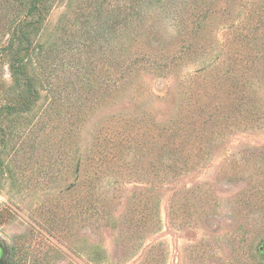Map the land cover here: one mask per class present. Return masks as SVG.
<instances>
[{
	"label": "rangeland",
	"instance_id": "rangeland-1",
	"mask_svg": "<svg viewBox=\"0 0 264 264\" xmlns=\"http://www.w3.org/2000/svg\"><path fill=\"white\" fill-rule=\"evenodd\" d=\"M78 1L85 8L93 3ZM63 6L54 7L49 16L51 31ZM158 6L130 13V25L114 40L119 44L115 50L122 59L149 57L162 66L177 60L162 71L157 64H139L118 82L114 69L101 75L100 66L93 64L99 55H92L94 73L87 70L93 52L83 49L82 36L72 35L63 20L66 34L74 38L69 48L73 53L59 58H71L75 65L58 68L56 75H51L52 67L46 72L50 82L60 81L72 92L62 98L61 114L51 116L38 139L48 145L55 135H63L67 146L82 152L105 130H123L128 145L117 149L114 170L125 173L104 174L95 192L100 207L108 204L107 214L97 220L76 219L71 229L59 231L46 210L58 209L56 221H65L70 198L62 190L80 176L71 178L70 167L65 181L48 183L43 172L53 168L54 159L38 151L35 165L25 171L26 190L19 193L9 184L0 189L1 263L264 264V48L259 44L255 64L244 63L247 46L237 42L239 29L245 26L246 31L252 16L264 10V0H167L162 5L166 11ZM203 17L196 29L195 21ZM237 77L246 106L250 98L254 108L244 111L239 122L232 117L230 125L225 116L239 113L237 91L231 87ZM11 80L6 60L0 62V96ZM50 100L38 101L34 111L43 112ZM176 126V143L182 145L164 155L160 147ZM12 162L20 166L19 159ZM55 171L63 174L64 168ZM80 192L83 187L77 197ZM57 201L62 205L56 207ZM143 208L149 218L137 227L132 216Z\"/></svg>",
	"mask_w": 264,
	"mask_h": 264
},
{
	"label": "trees",
	"instance_id": "trees-1",
	"mask_svg": "<svg viewBox=\"0 0 264 264\" xmlns=\"http://www.w3.org/2000/svg\"><path fill=\"white\" fill-rule=\"evenodd\" d=\"M92 1L93 3L86 5L85 8V3L82 4L78 0H0V62L6 60L12 78L11 84L2 89L3 94L0 96V189L9 184L19 193L26 190L28 180L25 179V171L28 167L35 165L32 161L36 158L34 156L38 151H43V157L46 156L50 160L51 158L54 159L53 162H50L53 168L43 172L50 184H60L65 181L62 178L65 176V169L71 167V178L76 174L80 177L72 181L70 178V182L62 190L63 194L61 195L70 198V207H67L68 215L65 221H56L59 215L58 209L46 210L49 223L52 226L55 225L59 231L71 229L76 219L86 221L91 217H96L97 220L104 215V212L107 214L105 208L108 204H102L100 207L95 199V192L100 189L101 186L99 185L104 174L112 175V177L116 174L123 177L125 172L114 170L115 164L118 165L119 162L116 153L117 149L119 150L122 146L120 144L128 145L127 141L129 140L128 133L111 128V132L108 129L105 130L91 147L81 152L78 147L67 146L68 137L63 138V135L61 137L55 135L54 140L51 144L48 142V145L45 141L38 139L48 129V121H50L51 116L61 114L60 111L65 101V99L61 101L62 98L72 92L69 86L61 84L60 81L50 82V73L46 72V67H52L54 69L51 75H56L58 68H65L74 63L71 58H65L64 55L59 58L63 52L73 53L69 49L70 47L73 48L71 46L73 37L66 34L68 28L65 25L69 24L68 27L73 32L72 35L78 32L79 36H82L80 43H82L83 49H90L88 53L93 52L88 57L87 70H91L92 65L97 63L101 68V75L107 73L106 75L109 76L111 70L114 69L117 75L115 82L132 75L139 64H147L148 62L157 64L160 65L158 71H162L177 60L174 57L168 65L162 66L161 62L152 61L149 57H146L147 60H145L142 56L141 58L126 56V59L128 58L126 63V59L120 57L119 49L118 51L115 50L116 45L118 47L119 44L115 45L114 40L119 39L122 31L126 28L125 26L130 25V13L136 14L138 9L141 13H147L157 5L160 6V10L166 11V7L162 5L167 0ZM57 5H64L63 15L60 16V20L54 24L53 31H51L49 16ZM187 10L185 9V11ZM175 11L177 10H173V12ZM179 13H181V20H183L185 17L182 9L179 10ZM204 18L195 21L196 29L202 25ZM63 20L68 24L63 23ZM250 20L254 21L247 23L246 31L245 26L244 31L239 29L237 42L238 46H247L246 56L249 57L241 62L255 64L262 49L259 44L264 48V10H260L257 16H252ZM55 30L61 31V33H56ZM113 54L114 58L108 57ZM92 55L93 59L95 55L99 56L94 61ZM40 57L42 58L40 59ZM93 61L94 63L91 65ZM109 68L110 70H108ZM90 73H94V71L91 70ZM105 79L107 80L106 77ZM238 79L239 77L233 80L231 87L237 91L238 101L234 104L239 109V113L235 116L232 114L225 116L230 125H233L232 117H236L237 122H239L240 118H243L244 111L254 108H250L253 103L250 98L249 105L246 106V102H244L245 93L241 89L242 85L237 84L240 82ZM240 95L241 97H239ZM48 98L51 100L47 105L43 104L44 111L35 112L38 101ZM232 99H236V96ZM205 122L207 123V121ZM29 127L33 128L32 132L27 130ZM177 131L178 126L172 127L170 141L166 144L163 143L165 145L160 147L164 155L173 152L169 148L174 147L171 149H176L182 145L181 142L176 143ZM130 135L131 137L134 135L132 130H130ZM191 135L186 143L190 141ZM15 137L26 139L21 144H17L13 141ZM106 137L109 140H105ZM202 145L201 139L199 146L202 148ZM180 151H184V148L181 147ZM77 156H80L81 159L80 166L77 164ZM14 159H19L20 166H13L14 162L11 163V161ZM60 167L64 168L63 174L54 172V168L57 170ZM58 174L61 175V178ZM18 176H21L19 181L16 180ZM82 187L83 193L80 192V197H77L78 190L81 191ZM59 205H62V202L57 201L55 206L58 207ZM148 215L143 208L133 214L132 220L139 227L141 223L147 221ZM2 253L3 249L0 246V256ZM0 264L3 263L0 262Z\"/></svg>",
	"mask_w": 264,
	"mask_h": 264
}]
</instances>
